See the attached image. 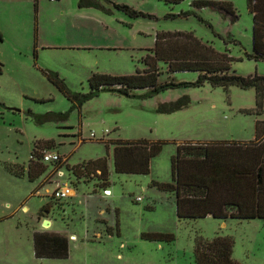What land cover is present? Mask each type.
<instances>
[{
    "label": "rangeland",
    "instance_id": "obj_1",
    "mask_svg": "<svg viewBox=\"0 0 264 264\" xmlns=\"http://www.w3.org/2000/svg\"><path fill=\"white\" fill-rule=\"evenodd\" d=\"M112 1L144 17L80 8L78 0H0V264H196V237L216 236L232 241L236 263L264 264L263 220H178L174 195L157 186L172 182L176 144L252 141L255 122L264 121V96L260 113L254 89L232 86L224 91L207 84L151 98H142L143 90L134 97L100 92L73 107L47 78L55 73L70 92L85 94L92 73L128 76L144 71L143 58L153 48L154 35L173 31L192 33L216 52L229 54L237 75L264 77V61L244 56L251 52L252 36L246 0H202L230 4L234 17L204 8L197 11L201 21L178 16L196 0L175 6L159 0ZM157 67L160 82L196 78L192 72L168 75L160 62ZM182 97L190 100L186 108L156 111L158 105ZM51 113L67 116L59 122L38 119ZM117 140L163 145L147 175H119L109 144ZM35 144L37 157L52 151L69 167L106 157L109 194L104 195L94 178L77 181L64 165L53 163L39 162L45 170L30 182L26 174ZM9 168L23 176H14ZM62 184L72 194L52 198ZM44 206L49 210L39 216ZM44 217L51 222L47 227ZM45 231L66 236L67 259L35 258L33 236Z\"/></svg>",
    "mask_w": 264,
    "mask_h": 264
},
{
    "label": "trees",
    "instance_id": "obj_2",
    "mask_svg": "<svg viewBox=\"0 0 264 264\" xmlns=\"http://www.w3.org/2000/svg\"><path fill=\"white\" fill-rule=\"evenodd\" d=\"M167 6H175L183 0H159ZM252 15L251 52L244 53L248 60L264 61V0H246ZM80 8H96L106 14L118 10L131 19L144 17L140 12L119 5L112 0H78ZM210 8L222 15L232 16L231 5L225 2L196 0L190 3L189 11L178 16L187 18L197 16V11ZM173 17V16H172ZM165 65L168 75L192 72L196 78L191 82H175L172 79L160 82L162 74L157 64ZM234 59L226 52L218 53L210 45L202 43L189 32H157L153 48L143 58L144 71L128 76H112L92 73L87 80L88 92H70L55 73L47 75L48 80L58 92L73 106L80 107L84 102L96 97L100 92L116 93L134 97V92L144 91L142 98H151L166 90L175 88H199L205 84L224 91L232 86L241 89H254L255 108L261 112L264 96V77H242L232 68ZM190 104L187 97L174 102L158 105V113H172ZM67 114H48L51 121H64ZM52 147V142L43 143ZM112 145L113 170L116 174L147 175L150 161L162 149L161 141H122L110 142ZM38 144L33 146L27 167V178L31 182L44 172L45 167L36 156ZM107 146V144H106ZM64 165L70 176L76 179L92 177L97 186L107 190L108 172L106 157L69 167ZM10 169V168H9ZM171 183L157 184L158 188L174 195L175 211L178 220H196L212 217L219 220L264 221V121H256L254 138L249 142H192L176 144L175 155L170 162ZM11 173L22 177L20 172ZM71 185L73 186L72 182ZM49 206L39 211V216L47 213ZM151 239L172 237L152 236ZM232 241L216 236L210 240L196 237L194 259L196 264H238L231 258ZM33 253L37 259L65 260L68 257V239L64 235L39 232L33 236Z\"/></svg>",
    "mask_w": 264,
    "mask_h": 264
},
{
    "label": "built area",
    "instance_id": "obj_3",
    "mask_svg": "<svg viewBox=\"0 0 264 264\" xmlns=\"http://www.w3.org/2000/svg\"><path fill=\"white\" fill-rule=\"evenodd\" d=\"M53 1H58V0H53ZM91 137L94 136V134L90 135ZM40 162L42 163H59L63 162L61 157L52 151H43L40 156ZM104 195H108L109 192L108 190H103ZM69 195H71V191L69 188L66 186V184L58 185L56 186V189L52 193V198L54 199H61V198H66ZM139 198H137V201Z\"/></svg>",
    "mask_w": 264,
    "mask_h": 264
},
{
    "label": "crops",
    "instance_id": "obj_4",
    "mask_svg": "<svg viewBox=\"0 0 264 264\" xmlns=\"http://www.w3.org/2000/svg\"><path fill=\"white\" fill-rule=\"evenodd\" d=\"M56 189V188H55ZM54 189V190H55ZM71 194H72V191H71ZM43 223L44 222H47V226H49L50 224H51V222H50V220L49 219H47L46 217H44L43 219ZM45 232H47V231H45ZM47 233H54V234H60V235H63V234H61V233H56V232H47ZM65 236V235H64Z\"/></svg>",
    "mask_w": 264,
    "mask_h": 264
},
{
    "label": "water",
    "instance_id": "obj_5",
    "mask_svg": "<svg viewBox=\"0 0 264 264\" xmlns=\"http://www.w3.org/2000/svg\"><path fill=\"white\" fill-rule=\"evenodd\" d=\"M43 225H44L45 227H47V222H44Z\"/></svg>",
    "mask_w": 264,
    "mask_h": 264
}]
</instances>
